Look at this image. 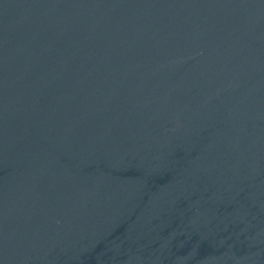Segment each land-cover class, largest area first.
<instances>
[{
	"label": "water",
	"instance_id": "95a60500",
	"mask_svg": "<svg viewBox=\"0 0 264 264\" xmlns=\"http://www.w3.org/2000/svg\"><path fill=\"white\" fill-rule=\"evenodd\" d=\"M0 264H264V0H0Z\"/></svg>",
	"mask_w": 264,
	"mask_h": 264
}]
</instances>
